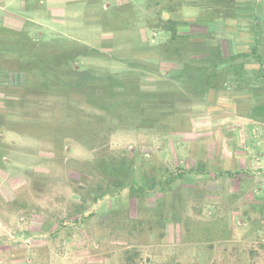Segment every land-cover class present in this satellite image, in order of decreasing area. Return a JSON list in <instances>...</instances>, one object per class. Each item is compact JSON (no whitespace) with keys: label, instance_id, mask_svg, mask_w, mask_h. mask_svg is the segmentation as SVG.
Returning <instances> with one entry per match:
<instances>
[{"label":"rangeland","instance_id":"374dc122","mask_svg":"<svg viewBox=\"0 0 264 264\" xmlns=\"http://www.w3.org/2000/svg\"><path fill=\"white\" fill-rule=\"evenodd\" d=\"M251 1L0 0V264H264Z\"/></svg>","mask_w":264,"mask_h":264},{"label":"trees","instance_id":"16d2710c","mask_svg":"<svg viewBox=\"0 0 264 264\" xmlns=\"http://www.w3.org/2000/svg\"><path fill=\"white\" fill-rule=\"evenodd\" d=\"M251 2H252V7H250L252 9L251 10V17L257 19L258 17L256 15L257 12L255 9V2H254V0H252ZM161 12H162V15H160L159 17H160L161 23L164 25L163 30L166 32H169L171 34V44L177 43L176 47H177V49H179V44H182V42L180 40H178L179 36H178V29L176 26L177 20L171 16L172 12L169 9H162ZM163 13L165 15L168 14L169 16L164 17ZM257 25H260V24H257ZM254 40H255L254 41L255 43H253L249 54L256 56L260 60H262V57H263L262 53L259 52V50H260L259 42L260 41L258 39H256V37ZM202 46L206 50L208 56H206V59L201 60V62L203 61L201 64H207V65L210 64L209 66H211L213 69H218V68H220V66L224 65L226 62L229 61L228 58L224 57L223 52L219 46H215L213 43H208V42H205V44H203ZM232 56L234 58H236L235 57L236 55H232ZM214 73H215V71H213L212 74H214ZM197 78H198V75H197ZM77 85H78V83H77ZM129 186H132V185H129ZM132 188H133V190H135L134 187H132Z\"/></svg>","mask_w":264,"mask_h":264}]
</instances>
